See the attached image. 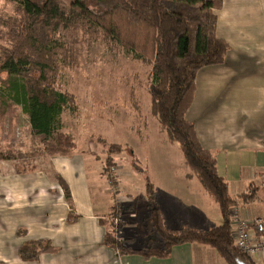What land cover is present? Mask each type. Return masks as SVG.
<instances>
[{
    "label": "crops",
    "instance_id": "crops-1",
    "mask_svg": "<svg viewBox=\"0 0 264 264\" xmlns=\"http://www.w3.org/2000/svg\"><path fill=\"white\" fill-rule=\"evenodd\" d=\"M217 13L218 35L230 49L224 64L199 72L187 117L216 158L232 197L257 189L255 200L240 205L242 216L264 217V0H224ZM252 80L254 99L248 93ZM96 156L87 148L51 155L41 166L0 161V264H228L214 247L197 242L175 245L162 257L123 254L106 243L113 214L122 216L133 245L147 243L151 236L138 235L149 230L150 200L136 209L135 186L123 170L119 190L112 193L103 160ZM184 166L180 172L160 169L150 178L164 225L207 230L221 224L219 205ZM39 240L53 249L24 259L20 249Z\"/></svg>",
    "mask_w": 264,
    "mask_h": 264
},
{
    "label": "trees",
    "instance_id": "trees-1",
    "mask_svg": "<svg viewBox=\"0 0 264 264\" xmlns=\"http://www.w3.org/2000/svg\"><path fill=\"white\" fill-rule=\"evenodd\" d=\"M16 6L9 21L10 43L2 46L0 83L6 95L22 106L32 129L52 139L62 153H70L76 142L62 133L63 115L75 110V97L58 85L61 64L72 57L60 38L62 29H83L92 35L101 31L117 42L133 58L151 66L149 93L151 113L158 119L171 142L178 143L185 164L219 205L223 222L207 230L190 226L169 229L164 225L155 189L147 177L150 200L146 227L153 231L147 243L135 246L129 238L118 240L110 228L106 243L120 253L168 256L173 247L197 242L214 247L228 264L242 259L256 264L235 245L232 209L257 198V189L232 197L228 183L220 175L214 155L205 148L188 119L199 72L224 64L229 43L218 35V10L224 0H5ZM6 73V77L1 76ZM120 145V144H119ZM122 147L112 144L105 155V171L115 165L114 157ZM111 168V169H110ZM71 200L70 195H67ZM114 216L116 214H113ZM42 240L25 244L24 259H35L40 252L52 250Z\"/></svg>",
    "mask_w": 264,
    "mask_h": 264
},
{
    "label": "rangeland",
    "instance_id": "rangeland-1",
    "mask_svg": "<svg viewBox=\"0 0 264 264\" xmlns=\"http://www.w3.org/2000/svg\"><path fill=\"white\" fill-rule=\"evenodd\" d=\"M15 8L13 3L0 0V56L2 46L10 43L8 19L16 15ZM59 35L70 48L72 57L68 58L66 66L62 65L64 58L59 57L61 70L57 85L73 94L76 104L75 110L64 112L62 133L72 135L76 142L74 151L84 152L90 148L103 160L104 166L105 151L112 144L122 147V152L114 157L112 173L107 172L109 169L105 171L108 186L116 195L121 179H131L136 191L132 202L136 209L140 208L149 201L148 192L142 187L147 184L148 176L151 178L160 169L180 172L185 167L179 144L169 140L151 113V66L127 54L101 31L92 35L82 28L62 29ZM6 75L1 74L3 78ZM249 82L248 93L254 99L256 81ZM3 92L0 83V161L6 159L28 167L41 166L49 156L62 153L64 146L36 133L22 106ZM122 170L124 177L120 178ZM115 200L122 202L118 195ZM237 204L240 206L242 202ZM116 216L118 214L108 217L111 231L123 241L126 234L122 220L119 224L114 222ZM150 236H154L153 231L146 230L145 236L139 233L138 238Z\"/></svg>",
    "mask_w": 264,
    "mask_h": 264
},
{
    "label": "built area",
    "instance_id": "built-area-1",
    "mask_svg": "<svg viewBox=\"0 0 264 264\" xmlns=\"http://www.w3.org/2000/svg\"><path fill=\"white\" fill-rule=\"evenodd\" d=\"M231 221L235 245L252 261L264 264V217L245 218L239 205L232 209ZM114 222L119 224L121 218L116 216ZM121 233V230L118 231ZM121 238V237H119Z\"/></svg>",
    "mask_w": 264,
    "mask_h": 264
},
{
    "label": "water",
    "instance_id": "water-1",
    "mask_svg": "<svg viewBox=\"0 0 264 264\" xmlns=\"http://www.w3.org/2000/svg\"><path fill=\"white\" fill-rule=\"evenodd\" d=\"M237 262H238V264H248L247 262H245V261L242 260V259H238Z\"/></svg>",
    "mask_w": 264,
    "mask_h": 264
}]
</instances>
